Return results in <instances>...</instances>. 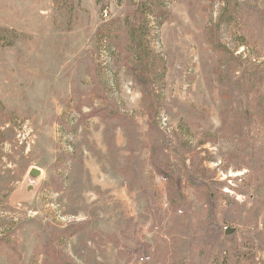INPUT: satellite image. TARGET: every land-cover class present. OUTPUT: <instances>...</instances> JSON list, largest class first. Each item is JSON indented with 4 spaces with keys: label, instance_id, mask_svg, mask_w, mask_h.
I'll list each match as a JSON object with an SVG mask.
<instances>
[{
    "label": "rangeland",
    "instance_id": "rangeland-1",
    "mask_svg": "<svg viewBox=\"0 0 264 264\" xmlns=\"http://www.w3.org/2000/svg\"><path fill=\"white\" fill-rule=\"evenodd\" d=\"M0 264H264V0H0Z\"/></svg>",
    "mask_w": 264,
    "mask_h": 264
},
{
    "label": "trees",
    "instance_id": "trees-1",
    "mask_svg": "<svg viewBox=\"0 0 264 264\" xmlns=\"http://www.w3.org/2000/svg\"><path fill=\"white\" fill-rule=\"evenodd\" d=\"M144 78H145V76H144V75H141L139 79H142L140 82H141L142 84L144 83L143 85H146L147 82L145 81Z\"/></svg>",
    "mask_w": 264,
    "mask_h": 264
},
{
    "label": "water",
    "instance_id": "water-1",
    "mask_svg": "<svg viewBox=\"0 0 264 264\" xmlns=\"http://www.w3.org/2000/svg\"><path fill=\"white\" fill-rule=\"evenodd\" d=\"M232 231H233V230H231V229H227V230L225 231V234H226V235L231 234V233H233Z\"/></svg>",
    "mask_w": 264,
    "mask_h": 264
}]
</instances>
